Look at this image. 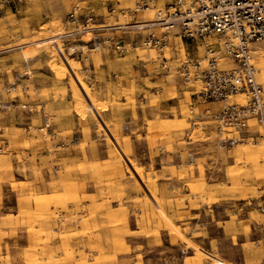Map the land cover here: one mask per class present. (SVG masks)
Returning <instances> with one entry per match:
<instances>
[{
	"label": "rangeland",
	"instance_id": "rangeland-1",
	"mask_svg": "<svg viewBox=\"0 0 264 264\" xmlns=\"http://www.w3.org/2000/svg\"><path fill=\"white\" fill-rule=\"evenodd\" d=\"M136 1L0 5V88L25 58L33 69L26 93L4 97L38 106L32 123L45 117L55 143L67 142L41 149V137L23 129L28 113L12 114L19 125L6 130L10 151L0 153V264H264V131L252 127L261 135L243 142L251 145L217 147L204 109L224 102L197 101L176 59L204 47L184 40L168 49L163 70L157 51L93 50L91 34L67 21L79 4L99 23H123ZM254 61L264 87V43Z\"/></svg>",
	"mask_w": 264,
	"mask_h": 264
},
{
	"label": "built area",
	"instance_id": "built-area-1",
	"mask_svg": "<svg viewBox=\"0 0 264 264\" xmlns=\"http://www.w3.org/2000/svg\"><path fill=\"white\" fill-rule=\"evenodd\" d=\"M24 1L0 0V5L19 12L18 6ZM147 11H153V16L148 18L140 14ZM126 14L127 21L123 23H99L98 15L75 4L67 13V21L80 27L78 32L87 34L91 31L88 41L94 45L93 50L124 54L142 47L157 51L156 61L163 70H170L168 49L177 48L176 45L184 40L196 42L204 47V55L179 52L176 58L178 71L186 83H194L191 94L197 101L203 104L224 102L218 111L210 106L204 109L206 119L211 122L208 123L211 131L216 135L217 147L231 148L261 135L260 129L252 127L258 125L264 131V87L257 79L254 61V48L264 43V0H172L164 6H158L157 0H137L135 8ZM130 15H133L132 20ZM118 31L141 33V38L125 39L117 34ZM212 37L217 41L211 42ZM85 47L74 46L72 50L84 52ZM225 62L230 66L227 67ZM32 70L30 59L25 58V63L11 76L7 75V84L4 82L0 88V153L10 151L5 134L11 127L18 128V116L12 117L17 110L32 114L26 115L28 126L23 129L34 137H41V149H64L67 146L65 140L55 143L58 132L45 117L42 116V124L37 127L32 123L38 106L22 102L19 95L10 99L4 97V93L9 95L15 90L26 93ZM5 117L10 118L9 123L5 122ZM252 120L257 124H251ZM12 122L16 124L12 126ZM247 204L256 205L253 199ZM243 208L244 205H240L235 211ZM258 208L264 212V204L258 203Z\"/></svg>",
	"mask_w": 264,
	"mask_h": 264
},
{
	"label": "bare ground",
	"instance_id": "bare-ground-1",
	"mask_svg": "<svg viewBox=\"0 0 264 264\" xmlns=\"http://www.w3.org/2000/svg\"><path fill=\"white\" fill-rule=\"evenodd\" d=\"M49 31H50V30H49ZM87 34H91V31H88ZM243 142H244V141H243ZM243 142H240V143H238L237 145H242V144H244V145H251V144L243 143ZM255 145H257V144H255Z\"/></svg>",
	"mask_w": 264,
	"mask_h": 264
},
{
	"label": "crops",
	"instance_id": "crops-1",
	"mask_svg": "<svg viewBox=\"0 0 264 264\" xmlns=\"http://www.w3.org/2000/svg\"><path fill=\"white\" fill-rule=\"evenodd\" d=\"M46 14H48V16H52L54 15V11H44Z\"/></svg>",
	"mask_w": 264,
	"mask_h": 264
}]
</instances>
